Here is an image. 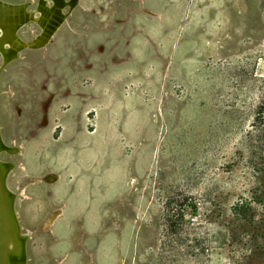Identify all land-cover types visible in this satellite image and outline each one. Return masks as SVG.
I'll use <instances>...</instances> for the list:
<instances>
[{
    "label": "rangeland",
    "instance_id": "rangeland-1",
    "mask_svg": "<svg viewBox=\"0 0 264 264\" xmlns=\"http://www.w3.org/2000/svg\"><path fill=\"white\" fill-rule=\"evenodd\" d=\"M66 15L47 46L0 72L2 138L20 148L1 159L17 165L6 183L31 232L28 264H264V156L252 127L264 102V0H79ZM109 104L118 134L98 123ZM107 132L132 138L120 159L100 142ZM63 150L78 165L60 190L59 174L35 170L59 168ZM80 180L84 234L26 220ZM119 190L116 216L107 208L103 219L98 208Z\"/></svg>",
    "mask_w": 264,
    "mask_h": 264
},
{
    "label": "bare ground",
    "instance_id": "bare-ground-1",
    "mask_svg": "<svg viewBox=\"0 0 264 264\" xmlns=\"http://www.w3.org/2000/svg\"><path fill=\"white\" fill-rule=\"evenodd\" d=\"M78 3L79 0H37L35 3L0 0V71L23 50H39L47 46L67 22L66 12L73 13ZM33 5L36 6L31 9ZM29 25L37 26L40 32L31 40H24L20 33ZM19 153L17 145L4 142L0 124V264H28L29 261L26 244L31 232L23 231L15 209L20 192L15 193L6 183L7 176L17 165L1 159L3 154L13 156ZM53 177L58 181L57 175H50L46 180L50 182ZM60 214L61 210L51 214L43 229L51 227Z\"/></svg>",
    "mask_w": 264,
    "mask_h": 264
},
{
    "label": "crops",
    "instance_id": "crops-1",
    "mask_svg": "<svg viewBox=\"0 0 264 264\" xmlns=\"http://www.w3.org/2000/svg\"><path fill=\"white\" fill-rule=\"evenodd\" d=\"M141 104L139 107L140 109L143 108L145 109L144 105ZM137 106V109H138ZM123 108V107H122ZM131 108V111L134 110L135 108ZM130 114V113H129ZM128 114V115H129ZM59 112H56L55 117L58 118ZM98 123L100 124H104L107 123L109 125V130L113 133H117L119 131H117V129L115 128V125L117 123V112L116 109L113 105L109 104L108 106H103L101 108L98 109ZM127 115V117H128ZM131 119V118H130ZM109 132H107L106 135H108ZM130 135V134H129ZM125 137L123 136H117L115 135V139L114 137H105L102 136L100 139V142L106 143L107 148H108V154L109 157H112V160L116 157L117 159H120V157L122 156V142L124 140V142L129 145L130 142H132V138L130 136ZM103 137H105L106 139H103ZM107 138H110L109 140H107ZM77 139V138H76ZM76 139L74 140V142L76 141ZM139 141H144L143 138L141 137ZM147 142V141H146ZM36 145V142L30 141L28 142L27 147L31 146V148H33L32 153L35 156L36 152V148H34V146ZM83 146H86V144H83ZM84 149V147H83ZM64 152V153H63ZM66 155V156H65ZM61 160H59V168H55L53 167H45L42 168L40 167L38 170H35V173H40V175H48L47 173L51 172V173H56L59 174L61 177V180L58 183L52 184L53 186L57 185L60 187L58 189H62V186H65V184H67V186H71L69 180L76 176L77 174V170H76V165H78L76 163V161L74 162H69L67 161L65 158H67L68 153L66 150H63L61 152ZM65 157V158H64ZM56 163V162H55ZM40 166V165H39ZM110 166L107 165L104 171H107L108 168ZM44 176V177H45ZM38 177V176H37ZM35 177V179L37 178ZM42 177V178H44ZM40 178V176H39ZM82 180V179H81ZM78 181L76 183H74V185H72L71 188L67 189V192L65 193V195L61 196L60 201L59 200H54L53 198L51 199H41L39 204H34L33 210L35 211L33 215V217L30 218H26V220H32L35 222H41L43 223L47 217L49 215H51L54 211L56 210H61V214L59 215L57 221L61 220L62 222H70L72 224V233L70 234V236L72 237L74 234V237H77L78 235H82L84 234V229L81 227V223H83L84 221V216L87 215L88 210H86V206L83 205V202H77L76 200H74V196H76V194L78 193V190L80 187H82V181ZM64 181L66 183H64ZM29 185H33L30 183H26L24 184L25 190ZM77 185V186H76ZM120 190L116 192V194H114L112 197H108L105 201H103V204L101 205L100 208H98L99 213L101 214L102 218L105 219V215H106V209L108 208L111 212V216L113 215V217L116 216V210L117 208H119V205L117 203V199L120 198ZM26 204L25 203H21L20 204V210L21 211H26ZM65 218V219H64ZM75 224V225H74ZM54 226V225H53ZM53 229V227H52ZM52 229L50 230L52 232ZM39 232L42 233H46L45 231H42L41 229H39Z\"/></svg>",
    "mask_w": 264,
    "mask_h": 264
},
{
    "label": "trees",
    "instance_id": "trees-1",
    "mask_svg": "<svg viewBox=\"0 0 264 264\" xmlns=\"http://www.w3.org/2000/svg\"><path fill=\"white\" fill-rule=\"evenodd\" d=\"M252 127L254 129V132L257 134V141H256L257 146L255 148L259 153H261L264 156V102L258 109ZM251 254L252 253L250 252L247 258H252L253 255Z\"/></svg>",
    "mask_w": 264,
    "mask_h": 264
},
{
    "label": "water",
    "instance_id": "water-1",
    "mask_svg": "<svg viewBox=\"0 0 264 264\" xmlns=\"http://www.w3.org/2000/svg\"><path fill=\"white\" fill-rule=\"evenodd\" d=\"M0 56H1V53H0ZM1 72V71H0Z\"/></svg>",
    "mask_w": 264,
    "mask_h": 264
}]
</instances>
